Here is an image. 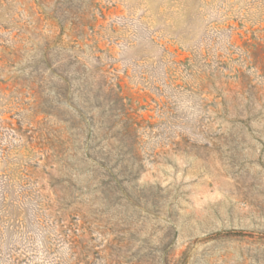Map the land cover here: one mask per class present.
I'll return each instance as SVG.
<instances>
[{
	"label": "rangeland",
	"instance_id": "374dc122",
	"mask_svg": "<svg viewBox=\"0 0 264 264\" xmlns=\"http://www.w3.org/2000/svg\"><path fill=\"white\" fill-rule=\"evenodd\" d=\"M0 264H264V0H0Z\"/></svg>",
	"mask_w": 264,
	"mask_h": 264
}]
</instances>
